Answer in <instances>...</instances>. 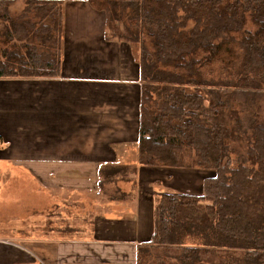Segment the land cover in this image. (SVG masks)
Returning a JSON list of instances; mask_svg holds the SVG:
<instances>
[{"label": "trees", "instance_id": "16d2710c", "mask_svg": "<svg viewBox=\"0 0 264 264\" xmlns=\"http://www.w3.org/2000/svg\"><path fill=\"white\" fill-rule=\"evenodd\" d=\"M14 2L0 0V79L56 78L62 2L24 0L12 15ZM87 2L105 39L134 50L138 165L211 171L199 195H160L147 246L180 264H264V0Z\"/></svg>", "mask_w": 264, "mask_h": 264}, {"label": "crops", "instance_id": "0c3cea01", "mask_svg": "<svg viewBox=\"0 0 264 264\" xmlns=\"http://www.w3.org/2000/svg\"><path fill=\"white\" fill-rule=\"evenodd\" d=\"M59 1L60 75L0 79V145L5 152L0 162L22 166L44 183L48 198L58 195L55 199L88 198L87 184L98 183L95 172L101 166L135 172L114 179L116 186L120 182L129 189H120L117 201L93 208V217L80 227L90 229L86 238L70 237L74 230L67 220L61 229H51L52 215L45 223L0 220V264H136L138 247L156 234L160 195H199L206 176L197 169L138 165L140 81L134 55L123 42L105 39L104 13L87 0ZM17 5L22 12L24 0H15L9 12ZM75 182L86 187L67 190ZM91 194L95 197L96 191ZM50 207V213L65 217L64 210ZM41 230L47 236L37 237L35 231Z\"/></svg>", "mask_w": 264, "mask_h": 264}, {"label": "rangeland", "instance_id": "374dc122", "mask_svg": "<svg viewBox=\"0 0 264 264\" xmlns=\"http://www.w3.org/2000/svg\"><path fill=\"white\" fill-rule=\"evenodd\" d=\"M11 10H14L11 14L12 15H19L21 12L20 6L11 7ZM124 23L126 24V19L124 18ZM190 27V26H189ZM2 29V25L0 24V30ZM246 30L254 31V26L248 22L246 24ZM108 35L111 36V32L107 31ZM238 39L239 36L235 35ZM120 39H116L114 41H117ZM120 42V41H119ZM29 44H32L29 42ZM127 45V44H126ZM128 49L132 52L129 45H127ZM25 51V50H23ZM21 51V52H23ZM134 51V50H133ZM135 55L134 53H132ZM136 60V59H135ZM254 108L251 106L247 108L246 111L242 113L243 119H247V117L251 116V112H253ZM250 130L248 128V123L246 124V129L243 131V135L247 136L249 135ZM5 155V152L2 151V146L0 145V157H3ZM235 159V157H233ZM103 167V166H101ZM126 166H120V167H103V172L101 173L102 176H100L97 172L96 168V176L95 178L98 179V183L95 184V186H92L91 184H87L90 186L88 194H86V197L88 198H80L78 199L77 196H68L63 199H55L58 195L53 194L52 198H48L46 196V190L44 187V183H40L38 180L36 181L34 178H32L27 170H25L22 166L11 164L9 162H0V220H7V221H25L26 219H33L40 222L45 223V219L48 215H52V221L53 228L57 230L58 228L61 229L59 224L62 221H69L72 230H69L70 237H79V238H86L87 233L90 232L87 230H82L80 227L83 226L88 222L89 218H92V212L93 208H96L97 204H107L112 202L113 200H116L115 198H121L120 191L129 189V186L127 184H121L120 182L117 184V186L114 184V179L117 177H122L123 179H127L130 177V169L132 167H128V171H115L120 168H123ZM44 167H42L43 169ZM75 169H78L75 168ZM201 172H203L204 176H210L211 171L200 169ZM75 171V170H74ZM114 172L115 174L107 173V172ZM126 172V173H125ZM93 173V172H92ZM91 173V174H92ZM123 173V174H121ZM107 178V179H106ZM102 181V182H101ZM94 183V182H93ZM70 188L68 187L67 190H77V189H84L86 187V184L83 186L81 183H69ZM123 187V188H122ZM55 190H60L58 187H53ZM88 189V188H86ZM96 191V196L93 197L94 194H91V190ZM119 189V190H118ZM121 189V190H120ZM67 193V191H66ZM100 196H98V194ZM165 193H168L165 191ZM105 194L106 198H102L101 195ZM68 195V193H67ZM114 198V199H113ZM35 199V201H34ZM51 199V200H50ZM53 200V203H50V201ZM57 202H54L56 201ZM110 201V202H109ZM117 201V200H116ZM56 205V208L64 210L65 217L61 219L59 217V212L50 213L49 207L51 205ZM50 208H53L50 207ZM14 218V219H13ZM51 220V219H50ZM47 230L49 227V220H47ZM64 226V224H60ZM46 230V229H44ZM44 230H41V234L39 231H35L37 237H43L47 236V233H43ZM191 244L190 240H186V245ZM149 245V243H148ZM147 245L138 247L137 250V256H136V264H180L175 259L171 258L172 256L169 254H166L162 252L161 250H154L155 248H149L148 251L151 253L148 254V256L145 258L144 255H141V250L145 251L147 248H145ZM152 247V246H151ZM167 255V256H164Z\"/></svg>", "mask_w": 264, "mask_h": 264}, {"label": "bare ground", "instance_id": "6f19581e", "mask_svg": "<svg viewBox=\"0 0 264 264\" xmlns=\"http://www.w3.org/2000/svg\"><path fill=\"white\" fill-rule=\"evenodd\" d=\"M191 66V65H190ZM178 88V87H177ZM186 105V104H185ZM210 148V147H209ZM214 150V149H213ZM230 171V170H229ZM252 177V176H251ZM255 177V176H254Z\"/></svg>", "mask_w": 264, "mask_h": 264}]
</instances>
